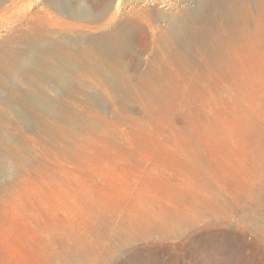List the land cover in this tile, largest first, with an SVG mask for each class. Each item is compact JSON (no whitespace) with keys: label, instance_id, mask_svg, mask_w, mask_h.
Instances as JSON below:
<instances>
[{"label":"rangeland","instance_id":"rangeland-1","mask_svg":"<svg viewBox=\"0 0 264 264\" xmlns=\"http://www.w3.org/2000/svg\"><path fill=\"white\" fill-rule=\"evenodd\" d=\"M138 2L148 38L138 65L131 43L121 66L67 58V88L25 65L0 76V264H264L262 49L232 34L224 63L196 48L171 63L156 37L200 0ZM243 2L241 16L257 18L260 0ZM22 7L73 41L101 32L45 0H4L0 53L16 50ZM144 70L160 78L143 81Z\"/></svg>","mask_w":264,"mask_h":264},{"label":"bare ground","instance_id":"bare-ground-1","mask_svg":"<svg viewBox=\"0 0 264 264\" xmlns=\"http://www.w3.org/2000/svg\"><path fill=\"white\" fill-rule=\"evenodd\" d=\"M2 1L4 0H0V4ZM45 1L62 14L79 20L86 18L94 29H99L101 32L91 36L78 37V40L73 41L56 31H49L43 22L27 21V13L23 12L24 8L22 7L18 22L24 28L20 29L19 35L11 41L16 44V50L0 53V76H10L15 66L25 65L28 72L31 70L35 72V69L39 68L49 70V75L60 86L67 88L69 79L76 77L74 66L67 58L74 55H78L80 58L86 55L96 56L102 61H111L120 65L122 55L128 52L131 43L138 47L135 58L137 59L136 64H139L138 59L146 51L148 45L143 24L145 9L137 8L139 0H136L127 12H122V6L126 0ZM85 1L89 3L90 9L85 5ZM146 10L148 9L146 8ZM242 11L249 12V6H244V2L240 4V0H200L197 9L191 12L188 17L181 15L166 21L163 33L156 37L158 47H160V51L167 52L166 58L171 63L178 65L186 63L184 54L190 48L202 50L208 64L224 63L227 59L226 44L231 43L230 41L234 39L232 34H235L236 40H242L247 48L262 49L261 56L264 57V0L259 2L258 17H254L256 24L253 31L249 30V23H252L253 16L248 14V16L242 17L240 14ZM213 15L223 20L222 26L216 31L211 29L215 19ZM53 21L56 23V20L53 19ZM28 22L30 25L27 28L25 23ZM226 28L231 37L224 39L220 33ZM82 41L89 47L87 52L78 49ZM51 60L61 67L64 66L63 68H69V71L52 69L49 64ZM134 69L139 71L138 67ZM159 78V75L149 70L140 72V79L143 81H153ZM109 82L114 89L118 87L115 79L111 78Z\"/></svg>","mask_w":264,"mask_h":264}]
</instances>
